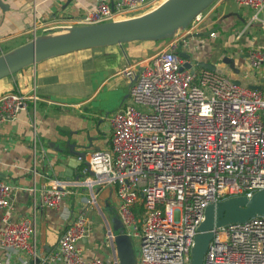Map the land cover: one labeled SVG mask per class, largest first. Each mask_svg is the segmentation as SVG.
Segmentation results:
<instances>
[{
	"label": "built area",
	"instance_id": "1",
	"mask_svg": "<svg viewBox=\"0 0 264 264\" xmlns=\"http://www.w3.org/2000/svg\"><path fill=\"white\" fill-rule=\"evenodd\" d=\"M157 1L99 0L93 9L50 26L34 8L29 32L34 38L68 26L137 16L153 9ZM232 1L252 9L250 23L260 22L264 37V21L258 18L264 0ZM204 15L197 14L186 29L167 38L151 58L120 70L130 82L129 94L109 117L108 147L93 151L86 162L78 157L79 178L52 179L41 193L43 205L56 208L72 192L71 186L91 191L88 204L95 202L94 187H113L117 216L127 233L139 239L137 264H190L206 206L233 196L249 198L264 189V91L178 54L181 40L199 29ZM209 35L214 37L215 32ZM247 57L253 67L264 65V48H251ZM38 99L35 84L28 93L0 97V127L31 108L33 149ZM18 190L0 179V247L35 258L40 252L36 206L31 214L13 220ZM211 231L202 264H264V214ZM88 232L85 213L69 220L57 247L40 264H110L84 257L78 242ZM0 264L8 263L0 259Z\"/></svg>",
	"mask_w": 264,
	"mask_h": 264
},
{
	"label": "crops",
	"instance_id": "2",
	"mask_svg": "<svg viewBox=\"0 0 264 264\" xmlns=\"http://www.w3.org/2000/svg\"><path fill=\"white\" fill-rule=\"evenodd\" d=\"M1 1L0 54L32 39L29 26L34 8L37 16L50 26L65 23L69 18L93 9L99 0H71L68 4V0ZM202 13H206V17L196 33L217 26L213 30L214 37L210 33L207 37L209 47L215 44L222 49L220 57L198 59L194 55L193 39L187 34L181 40L179 50L190 55L192 64L214 65L234 80L259 86L264 91V65L253 67L247 57L251 48H264L260 22L250 23L252 9L238 6L232 0H215ZM258 18L264 21V8ZM249 23L237 36V31ZM165 42L166 39L161 44L139 40L82 49L45 59L0 78V97L8 92L28 93L35 84L39 98L35 109L34 149L31 108L0 127V179L19 187L14 196L13 220L31 214L35 204L40 252L49 254L55 250L67 222L85 213L89 232L78 242L84 257L118 263L112 241L116 236L128 233L117 216L118 200L113 187H94L95 202L88 204L86 199L91 198V191L83 185L71 186L72 192L56 208L43 205L41 193L52 179L72 182L79 178L82 162L78 157L86 162L93 151L108 147L109 117L129 94L130 82L120 70L125 65L151 58ZM225 56L232 59L233 66L221 60ZM229 69L234 71L233 75ZM130 237L134 250L138 252L139 239ZM0 259L8 264H29L33 258L22 251L5 252L0 247Z\"/></svg>",
	"mask_w": 264,
	"mask_h": 264
},
{
	"label": "water",
	"instance_id": "3",
	"mask_svg": "<svg viewBox=\"0 0 264 264\" xmlns=\"http://www.w3.org/2000/svg\"><path fill=\"white\" fill-rule=\"evenodd\" d=\"M71 0L67 1V4ZM215 0H164L153 9L137 16L120 20L87 25L65 27L61 32L40 34L22 45L0 54V78L9 76L27 66L45 59L70 52L121 44L129 41H158L167 39L179 29H186L195 16L206 10ZM3 3L0 0V6ZM217 14V13H215ZM218 28L217 26L214 28ZM189 33L188 38L208 35L214 30ZM178 54L183 59L190 55L182 50ZM223 62L233 61L225 57ZM198 64L218 72L221 69L208 63ZM190 66L184 63V67ZM251 88H260L249 85ZM264 214V189L251 197L233 196L215 203H209L204 211V219L197 228L191 248L190 264H202L208 243L213 236L212 229L228 223L243 222L255 215ZM117 264H136L139 255L133 248L129 234L116 236L113 241ZM46 252H39L29 264H40Z\"/></svg>",
	"mask_w": 264,
	"mask_h": 264
},
{
	"label": "rangeland",
	"instance_id": "4",
	"mask_svg": "<svg viewBox=\"0 0 264 264\" xmlns=\"http://www.w3.org/2000/svg\"><path fill=\"white\" fill-rule=\"evenodd\" d=\"M160 1L161 0H158L156 3L158 4V2H160ZM205 17L206 16L204 15L203 19ZM202 20L200 22H202ZM190 39H193L191 42H192V45H193V47L195 49L194 55H196V57L198 59L202 60L203 58H205V59H210L211 60V59H217V58L220 57V53H221L222 49H220L218 47V45H215V44L213 46L209 47L210 42L208 40L207 35H204V36L202 35V36H199V37H191ZM164 40L165 39L158 40V41H155V42L158 43V44H161V43H163ZM217 43L218 42H216V44ZM225 57H228V56H225ZM223 59L224 58H221V60H223ZM236 59L239 60L238 58H236ZM224 65H226V64H224ZM228 71H229L230 75L234 74L233 70L229 69ZM236 82L240 83V81H236Z\"/></svg>",
	"mask_w": 264,
	"mask_h": 264
}]
</instances>
